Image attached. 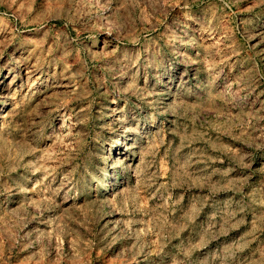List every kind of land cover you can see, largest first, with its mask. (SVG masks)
<instances>
[{
	"label": "rangeland",
	"instance_id": "1",
	"mask_svg": "<svg viewBox=\"0 0 264 264\" xmlns=\"http://www.w3.org/2000/svg\"><path fill=\"white\" fill-rule=\"evenodd\" d=\"M0 264H264V0H0Z\"/></svg>",
	"mask_w": 264,
	"mask_h": 264
},
{
	"label": "bare ground",
	"instance_id": "2",
	"mask_svg": "<svg viewBox=\"0 0 264 264\" xmlns=\"http://www.w3.org/2000/svg\"><path fill=\"white\" fill-rule=\"evenodd\" d=\"M117 148H120V146H118Z\"/></svg>",
	"mask_w": 264,
	"mask_h": 264
}]
</instances>
